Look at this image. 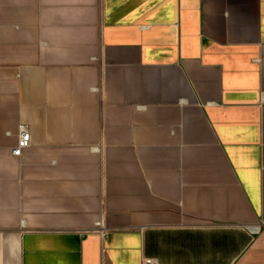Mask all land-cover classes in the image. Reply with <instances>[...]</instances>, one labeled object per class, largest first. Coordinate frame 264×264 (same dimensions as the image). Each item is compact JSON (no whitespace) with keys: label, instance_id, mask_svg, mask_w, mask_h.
Masks as SVG:
<instances>
[{"label":"crops","instance_id":"obj_1","mask_svg":"<svg viewBox=\"0 0 264 264\" xmlns=\"http://www.w3.org/2000/svg\"><path fill=\"white\" fill-rule=\"evenodd\" d=\"M147 259L264 264V0H0V264Z\"/></svg>","mask_w":264,"mask_h":264},{"label":"built area","instance_id":"obj_2","mask_svg":"<svg viewBox=\"0 0 264 264\" xmlns=\"http://www.w3.org/2000/svg\"><path fill=\"white\" fill-rule=\"evenodd\" d=\"M31 144V133L27 130L26 126L22 125L19 132L18 144L12 150L16 156H20L25 148ZM143 264H159L157 260L147 259Z\"/></svg>","mask_w":264,"mask_h":264}]
</instances>
